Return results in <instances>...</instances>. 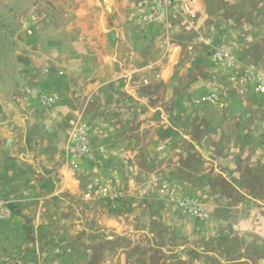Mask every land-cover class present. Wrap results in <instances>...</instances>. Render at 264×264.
<instances>
[{"label": "rangeland", "instance_id": "374dc122", "mask_svg": "<svg viewBox=\"0 0 264 264\" xmlns=\"http://www.w3.org/2000/svg\"><path fill=\"white\" fill-rule=\"evenodd\" d=\"M186 2L189 11L181 8ZM196 6L194 0H170L168 6L162 0H0V201L10 212L0 220V254L31 242L25 250L35 255L44 245L78 249L86 254L78 264H263L262 125L250 127L247 135L254 134L258 145L241 152L236 177L213 155L202 164L203 175L195 174L201 164L192 159L178 161L191 175L163 174L168 162L158 155L164 149H154L147 129L133 135L141 145L124 146L128 155L121 152V139L111 147L112 160L105 154L110 91L122 97L120 85L106 81V62L112 56L119 72L121 56L133 62L158 58L154 44L172 35L169 22L183 28L176 36L198 38L197 66L209 63L218 82L232 84L211 62L215 47L229 50L235 70L264 73V36L248 41L252 27L264 31V0H206L210 21L220 18L227 27L225 35L202 38L186 21ZM143 85L154 94L153 85ZM166 85L155 90L164 93ZM243 88L236 91L250 102L262 97ZM216 91L212 104L223 108L228 95ZM42 95L58 99L44 105ZM148 96L146 118L168 120L156 109L158 99ZM86 126V150L73 154L72 135ZM184 180L204 184L205 192L185 188ZM96 182L122 193L117 208L91 188Z\"/></svg>", "mask_w": 264, "mask_h": 264}, {"label": "crops", "instance_id": "0c3cea01", "mask_svg": "<svg viewBox=\"0 0 264 264\" xmlns=\"http://www.w3.org/2000/svg\"><path fill=\"white\" fill-rule=\"evenodd\" d=\"M194 1H196L197 8L186 21L196 33L201 38L204 33L207 36L225 35L224 29L227 25L224 26L220 18H217L216 21H210L213 15L204 9L206 0ZM238 1L231 0V3L234 4ZM197 17H199L198 21L193 20ZM206 17L209 19V23L201 24L200 21ZM161 21L159 20L158 23ZM168 27L171 29L170 33H175L174 35L173 33L172 35L167 34L166 39L162 38L155 42L154 49L158 50L160 54L153 61L151 59L144 62L143 60L140 62L125 61L126 59L121 56L119 72L114 70L112 56L109 57L110 61L106 62V81L111 85L114 83L120 85L122 97H118L119 95H116L112 90L110 91L111 105L105 111V120H107V126L106 124L105 126L108 131L103 139L110 148L105 154L112 160L114 152L112 153L113 148L111 147H114L121 139L124 140L120 141L121 152L128 155V149L123 151L124 146L141 145L142 141L140 140L137 144L133 135L141 137L139 132L147 129L152 138L151 142L154 149H164L163 153L158 155V161L166 160L165 162H168L166 167L162 169L163 174L183 171L184 173H182L186 174V177L191 175V170L179 166L178 161L192 159L198 160L201 164L197 167L195 174L197 176L203 175L205 167L202 164L206 163L208 156L213 155L212 157L216 158L226 174L232 173L236 177L240 173L237 162L241 159V152L245 149H253L254 146L258 145H255L254 141L257 138L254 137V134L251 136L247 134L250 127L254 128L257 124L264 127L262 124L264 123V105H260L263 103L264 96H251L252 102H250V96H240L235 85H225L218 82L210 70L209 63L207 66L204 64L203 67L197 66L201 61L195 59L196 48L200 44L197 41L198 38L189 41L187 38L184 39L175 35L179 31L178 29H183L181 26L179 28V26L169 22ZM185 28L187 29L186 26ZM263 36L264 31L254 26L248 34V41L261 39ZM183 74L185 75L184 78H182ZM143 82L153 85L154 94H147L148 91L144 90ZM160 83L167 84L164 86L166 88L164 93L155 90L157 84ZM247 89H245L246 94L247 92L252 94ZM216 90L228 95L223 108H219L210 102L201 101L202 97ZM225 91H229V93ZM148 95L158 99L160 105H157L156 109L158 108L162 115L163 113L168 114V120L163 119V116L160 117L159 121L146 118V115L151 114L150 108H147L149 105L145 103L150 97ZM115 100H118L119 106L117 107L113 105ZM145 109L150 111L145 114ZM193 119H198L200 123L197 121L198 124H195ZM194 130H199L200 134H197V137H194L192 133ZM200 146L202 149L199 148ZM122 156L127 159L125 154ZM253 161L255 160L253 159ZM51 177L48 176V179L50 180ZM183 182L185 188L194 186L192 190L205 192L204 184L198 187L193 185L194 182L188 180ZM197 188L198 190H196ZM227 201V198L223 199V203H227ZM28 245L29 248L33 247V243L30 242L27 245H22L21 248L18 246L12 248L5 255L0 254V264H37L40 260L44 264H78L86 260V254L78 249L66 252L61 251L62 248L59 249L57 246L48 247L44 245L42 254L35 255L33 250H25Z\"/></svg>", "mask_w": 264, "mask_h": 264}, {"label": "built area", "instance_id": "2783aa9c", "mask_svg": "<svg viewBox=\"0 0 264 264\" xmlns=\"http://www.w3.org/2000/svg\"><path fill=\"white\" fill-rule=\"evenodd\" d=\"M162 2L166 6L170 4V0H162ZM181 8L183 11H189L191 9V5L189 2H186ZM210 59L213 65L221 67L227 73L229 81L235 85L238 92L241 93L243 91L242 89H244L243 86H245L254 95H264V73L254 72L249 69H242L241 71L235 70L233 57L227 48L215 47L210 55ZM59 74H62V71H60ZM57 99V95L40 96V101L44 105H50ZM201 101L214 103L217 101V96L216 94L210 93L209 95L202 97ZM90 130L91 128L86 126L83 130L77 129L76 132L73 133V143L76 146V150L71 151L73 154L75 151L80 154L85 152L86 148L84 141ZM261 142L264 145V133L262 134ZM94 187H97L98 194L109 206L117 208L120 205L123 197L120 191L113 188L108 183L101 184L100 182H96L91 185V188ZM169 193L172 197L173 191H169ZM9 213L10 212L5 204L0 201V220L6 218Z\"/></svg>", "mask_w": 264, "mask_h": 264}, {"label": "water", "instance_id": "95a60500", "mask_svg": "<svg viewBox=\"0 0 264 264\" xmlns=\"http://www.w3.org/2000/svg\"><path fill=\"white\" fill-rule=\"evenodd\" d=\"M262 263L264 264V261H262Z\"/></svg>", "mask_w": 264, "mask_h": 264}]
</instances>
